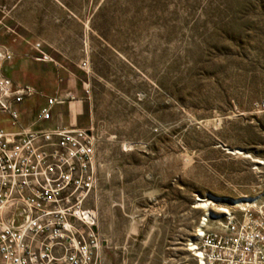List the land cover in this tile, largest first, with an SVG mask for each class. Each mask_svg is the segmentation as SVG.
<instances>
[{"label": "rangeland", "instance_id": "374dc122", "mask_svg": "<svg viewBox=\"0 0 264 264\" xmlns=\"http://www.w3.org/2000/svg\"><path fill=\"white\" fill-rule=\"evenodd\" d=\"M58 2L60 49L38 42L71 60L49 85L77 92L52 98L94 134L99 264H197L205 218L264 220V0Z\"/></svg>", "mask_w": 264, "mask_h": 264}, {"label": "built area", "instance_id": "2783aa9c", "mask_svg": "<svg viewBox=\"0 0 264 264\" xmlns=\"http://www.w3.org/2000/svg\"><path fill=\"white\" fill-rule=\"evenodd\" d=\"M34 48L46 57L39 42ZM12 58L0 44V111L18 125L19 105L35 89L3 74ZM55 103L64 99L49 98L38 119L49 120ZM94 153L89 129H0V264H99L97 215L85 207L96 183ZM223 221V232L210 231L207 218L197 229L189 244L196 263L264 264V220L228 212Z\"/></svg>", "mask_w": 264, "mask_h": 264}, {"label": "crops", "instance_id": "0c3cea01", "mask_svg": "<svg viewBox=\"0 0 264 264\" xmlns=\"http://www.w3.org/2000/svg\"><path fill=\"white\" fill-rule=\"evenodd\" d=\"M58 4V0H0V44L13 52V58L3 65V74L22 84L31 85L27 80L34 82L42 76L46 77L45 80L48 83L42 87L43 93L47 96L46 99H41L39 97L41 95L33 96L19 105L20 122L18 125L12 123L7 113L0 111V129L19 132L23 129L36 131L58 127H78L76 115L79 111H75L71 105L63 106V103H55L51 106L49 120L38 119L40 109L47 104L49 98L55 94L62 97L77 92L76 82L72 77L61 79V84L58 83L53 88L49 85L53 79V72L57 70L56 66L69 65L71 60L65 61L53 52L51 53L53 57L46 55L48 58L33 55L34 43L38 41L43 43V48L47 51L60 49L59 41L54 35L67 33L66 18L68 15L65 12L67 9L65 5L62 9L63 14H59ZM39 69H46L47 73L44 74Z\"/></svg>", "mask_w": 264, "mask_h": 264}, {"label": "bare ground", "instance_id": "6f19581e", "mask_svg": "<svg viewBox=\"0 0 264 264\" xmlns=\"http://www.w3.org/2000/svg\"><path fill=\"white\" fill-rule=\"evenodd\" d=\"M204 221H205V219H204ZM203 225H204V223L201 224V226H203ZM201 226H200V227H201ZM201 230H202V229H200V230H198V231L201 232Z\"/></svg>", "mask_w": 264, "mask_h": 264}]
</instances>
